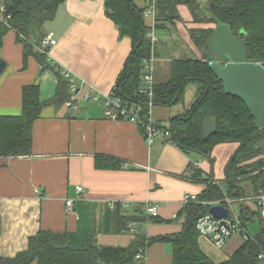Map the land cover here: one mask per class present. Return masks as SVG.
Listing matches in <instances>:
<instances>
[{
	"label": "crops",
	"instance_id": "obj_1",
	"mask_svg": "<svg viewBox=\"0 0 264 264\" xmlns=\"http://www.w3.org/2000/svg\"><path fill=\"white\" fill-rule=\"evenodd\" d=\"M197 1L202 13L211 0ZM152 2L135 0L134 4L144 12ZM104 6L105 0H66L33 42L38 52L43 39L53 33L57 44L47 55L49 63L58 66L63 73L68 72L82 93L90 91L99 96L112 93L132 52L131 39L120 36ZM178 14L179 20L163 23L162 29H157V17L143 18L147 27H155L158 37L156 85L170 80L173 61L187 59L177 58L178 52L172 45L183 41L188 45L178 51L187 50L193 55L199 51L197 46H190L191 31L202 28V25L196 23L186 6L179 7ZM177 30L182 37L177 38ZM200 51L202 55L195 60L206 62L203 57L206 51ZM0 59L7 64L0 75V117L21 116L25 87L38 85L40 101L50 103L43 107L39 119L33 124L31 153L0 156V258H15L27 251L30 239L41 231L77 233L81 228L79 211L85 220L93 213L98 226L105 220L108 210L113 212L117 205L132 216L144 215L143 207L149 203L157 205L159 217L139 223L142 234L147 239L177 235L182 232L185 222V216H179L185 208V196L199 197L212 181L217 182L214 184L225 197L223 201L211 202L212 207L227 208L228 218L233 220L242 218L244 211L247 212L250 220L245 226L250 235L256 237L261 233L264 217L255 197L264 193V176L258 190L251 180L233 181L227 177L239 143L215 146L211 154L213 162L194 152L187 154L174 144L158 141L149 146L140 126L107 119L99 103H82L73 109L66 106L67 101L54 102L59 86L57 75L44 68L35 56L26 57L24 45L12 30L3 38ZM197 90V85L188 84L183 102L169 108L155 107L153 120L169 127L171 119L185 115L192 108L197 101ZM214 130L215 120L208 118L204 135L208 136ZM259 161L264 163V151L249 163ZM195 162L200 163L198 169L207 181L192 179L190 167ZM231 183L238 193L234 199L229 197ZM78 186L83 188L81 194L77 193ZM242 198L249 200L231 206L223 204L226 199ZM68 199L75 202V214L67 210ZM250 222L253 224L249 225ZM131 223L122 233H99L97 246L129 247L135 240L129 230ZM243 243V238L236 234L219 249L209 239L201 235L199 238L201 250L215 264L229 260ZM142 264H173L172 245L159 242L148 247L147 258ZM259 264H264V260Z\"/></svg>",
	"mask_w": 264,
	"mask_h": 264
},
{
	"label": "trees",
	"instance_id": "obj_2",
	"mask_svg": "<svg viewBox=\"0 0 264 264\" xmlns=\"http://www.w3.org/2000/svg\"><path fill=\"white\" fill-rule=\"evenodd\" d=\"M65 1L3 0L11 19L8 25L0 22V49L4 36L12 30L24 45L25 56H35L44 68L57 75L59 86L54 102L69 100V81L58 66L49 63L46 53L35 51L33 42L44 24L55 18L59 6ZM134 1L105 0L107 17L115 23L122 38L132 41V52L115 83L114 92L116 96L141 102L147 107L145 100L136 93L142 81V63L151 54V43L147 38L151 28L146 26L144 12L135 6ZM154 1L159 12L156 15L157 29L164 28L163 23L179 20L178 8L186 6L194 15L196 23L202 25V28L191 31L192 40L198 48L206 51L210 35L216 27L226 24L235 36L241 32L247 35L245 46L249 59L264 66V0H211L206 14L201 13L197 0ZM190 83L197 85V101L185 115L170 120L167 128L171 132L172 144L187 154L194 152L213 162L211 154L215 146L228 142L239 143L227 177L233 181L251 180L258 190L264 176V163L249 162L264 151V128L256 127L254 118L241 100L225 92L223 83L215 76L208 62L195 59L173 61L170 80L155 87V107L169 108L182 103ZM46 104L39 99L38 85L24 88L21 116L0 117V156H25L31 153L33 124ZM147 112L145 108L142 115ZM208 118L215 120V130L205 136L204 127ZM190 171L193 180L207 181L202 171L193 165ZM229 197H238L233 183ZM224 198L213 181L199 196L200 201L207 203L223 201ZM207 210L206 206L190 203L179 215L185 216L181 233L147 239L141 232L127 248L99 247L96 237L101 232H125L129 223L149 220L145 215H127L117 205L113 212L108 210L105 220L96 226L93 213L85 220L82 211H79L81 228L77 233L41 231L30 239L27 251L15 258H0V264H31L34 261L38 264H137L135 258L147 241L148 247L159 242L170 243L173 247V264H215L199 245L197 225ZM241 220L243 224L248 222L249 214L244 211ZM260 256H264V227L258 236L250 235V239L244 241L229 260L221 264H259Z\"/></svg>",
	"mask_w": 264,
	"mask_h": 264
},
{
	"label": "built area",
	"instance_id": "obj_3",
	"mask_svg": "<svg viewBox=\"0 0 264 264\" xmlns=\"http://www.w3.org/2000/svg\"><path fill=\"white\" fill-rule=\"evenodd\" d=\"M157 15L156 3L153 0L150 7L144 11L143 18L155 19ZM10 15H7V9L4 3H0V22L8 25ZM147 38L151 43L150 57L145 59L142 63V81L137 90L136 95L145 100L147 107L141 102H134L125 100L119 96H116L114 90L110 95L99 96L90 91L82 93V89L74 82L73 78L68 72H64L65 78L69 81L70 98L66 102V106L69 108L77 109L82 103L95 102L99 103L104 108L105 117L111 121H128L138 126L143 127L145 131L146 141L149 146L154 145L160 141L165 144H172L171 132L167 127H163L157 124L152 118V111L155 108V63H156V44L158 43V37L155 35V27L152 26ZM57 40L53 33H49L42 41L40 51L48 55L50 49L56 46ZM148 109L147 114L142 115L144 109ZM194 168L199 167L200 163L195 162L192 164ZM213 183H217L213 181ZM77 193L81 194L83 188L81 186L76 187ZM255 199L258 201L259 210L264 217V193H259ZM246 198L239 200L226 199L225 204L231 206L235 202L245 203ZM190 203H197L208 207L207 212L201 217L198 222L197 230L199 234L210 240L217 248L222 249L226 246L228 240L233 235H240L244 241L250 239V234L246 231V226L243 224L241 218L236 219H216L210 213L211 203L200 201L197 195H187L183 200V206L186 207ZM66 207L69 213L75 214V202L71 199L66 200ZM144 215L149 219H157L159 217V207L151 203L143 207ZM229 208V207H228ZM131 234L139 236L141 234L140 225L137 222H133L129 225ZM148 241L146 246L140 249L136 256L137 264H142L147 258ZM261 260H264V256H260Z\"/></svg>",
	"mask_w": 264,
	"mask_h": 264
},
{
	"label": "water",
	"instance_id": "obj_4",
	"mask_svg": "<svg viewBox=\"0 0 264 264\" xmlns=\"http://www.w3.org/2000/svg\"><path fill=\"white\" fill-rule=\"evenodd\" d=\"M246 38L244 32L235 36L229 25L221 24L210 35L203 57L225 92L241 100L256 127L264 128V66L249 59ZM6 66L0 59V75ZM210 213L216 219L229 217V210L223 206L211 207Z\"/></svg>",
	"mask_w": 264,
	"mask_h": 264
},
{
	"label": "rangeland",
	"instance_id": "obj_5",
	"mask_svg": "<svg viewBox=\"0 0 264 264\" xmlns=\"http://www.w3.org/2000/svg\"><path fill=\"white\" fill-rule=\"evenodd\" d=\"M206 14V8L204 9V11L202 10V14ZM160 31H163L164 32V30H160ZM159 31V32H160ZM176 36H177V38H180V37H182L181 36V32L179 31V30H177L176 32ZM187 45L188 44H186V43H184L183 41H181V42H176L174 45H172L173 47H174V49L173 50H176L177 52H178V56L179 57H177V58H183V59H185V58H187V59H197L198 58V56H201L202 54H201V49L200 48H198L199 49V51L197 52V53H195V55H193L191 52L190 53H188V51L187 50H183V51H181V50H179L178 51V48H181V47H187ZM190 46L192 47V48H194V47H196V45H195V43H194V41L193 40H191L190 41ZM176 47V48H175ZM169 48V47H168ZM203 53V52H202ZM209 127H208V125L206 126V130L208 129ZM258 220V219H257ZM259 221V220H258ZM253 223H249V225H252ZM258 224H259V222H258ZM246 231L250 234V232L248 231V229L246 228ZM241 237V236H240Z\"/></svg>",
	"mask_w": 264,
	"mask_h": 264
},
{
	"label": "bare ground",
	"instance_id": "obj_6",
	"mask_svg": "<svg viewBox=\"0 0 264 264\" xmlns=\"http://www.w3.org/2000/svg\"><path fill=\"white\" fill-rule=\"evenodd\" d=\"M159 13V12H158Z\"/></svg>",
	"mask_w": 264,
	"mask_h": 264
}]
</instances>
